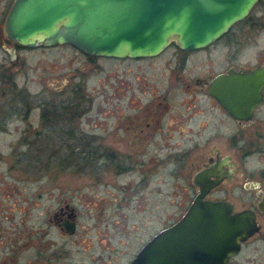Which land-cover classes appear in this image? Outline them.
Segmentation results:
<instances>
[{"label":"flooded vegetation","instance_id":"flooded-vegetation-1","mask_svg":"<svg viewBox=\"0 0 264 264\" xmlns=\"http://www.w3.org/2000/svg\"><path fill=\"white\" fill-rule=\"evenodd\" d=\"M13 2L0 0V133L21 134L16 144L29 149L67 148L70 151H65L66 159L63 160L69 166L79 165L80 161L97 164L99 158L103 159V164L114 163L119 174L129 171L139 176L140 190L150 185L149 176H166L163 179L172 188L173 183L176 186L180 179L189 182L190 186L186 188L193 186L194 197L199 191V186L193 181L195 176L205 177L208 181L217 180L205 198L229 202L233 207L232 214L244 210L252 212L259 228L240 242L238 252L230 256L226 264H264V252L245 253V250H251L252 244V251H256V243H264V0H258L248 14L227 31L237 27L233 31L236 45L232 62L212 74L184 80L181 90L186 97H190L193 103L197 100L194 96L202 95L212 110L191 108L192 103L186 99L175 105L172 98L175 95L171 92L179 88L170 78L166 91L150 94L145 100L139 98L129 106L131 112L124 108V104L118 110L114 106L113 111L114 103L109 97V107L102 116L103 128L96 125L100 118L93 116L87 80L98 68V59L113 57L90 55L66 43L35 46L18 43L6 31ZM175 47L182 54L178 65L185 69L188 54L207 46L195 50ZM62 54L73 59L68 71H64L60 64L59 67L54 65ZM175 64L178 67L177 60ZM230 69L238 77L246 79L245 76L251 74L262 76L248 80L262 86L259 102L246 118L231 115L209 93L213 77L227 74ZM180 104L185 107L176 108ZM223 126L231 127V134L226 137L230 152L223 150ZM97 131L104 135L97 134ZM112 131L120 143L118 146L112 145ZM48 157L52 158V155ZM60 177L46 176L42 183V186H50L51 190L59 189L60 194L55 197V205H50L47 211V228L40 230V234L50 238L53 229L59 241L53 250L40 249L32 262V258L27 260V264H130L140 248L161 230L145 241L130 260L126 259L127 226L119 224L113 231L105 228L109 218L112 220L116 215L123 219L122 208L127 206L119 199L108 214L105 197L110 191L106 188L109 182L105 180V183L103 176H92L93 179L87 181L93 183L78 184L69 191L65 185L59 184ZM96 180L106 184H99L103 192ZM224 188L229 190V195L214 196V192ZM86 190L91 192L93 199L97 193H101V197L90 202L82 197ZM187 208L163 228L178 221ZM154 211H149L148 222L156 223L163 213L158 206ZM85 218L88 220L84 222ZM92 218L98 220L90 224ZM103 229H106L104 235L101 233ZM32 235L24 239V248L34 245ZM76 236L79 238L75 239ZM71 239L77 258L65 248L67 243L71 244ZM49 243L53 244L52 241Z\"/></svg>","mask_w":264,"mask_h":264},{"label":"water","instance_id":"water-1","mask_svg":"<svg viewBox=\"0 0 264 264\" xmlns=\"http://www.w3.org/2000/svg\"><path fill=\"white\" fill-rule=\"evenodd\" d=\"M258 0H14L7 34L20 44H71L113 58L154 57L170 44L182 50L219 39ZM233 69L213 77L209 93L237 117L251 115L261 83ZM199 186L187 210L152 236L130 264H226L240 242L259 228L252 212L231 213L227 201L205 198L217 180L195 176Z\"/></svg>","mask_w":264,"mask_h":264},{"label":"rangeland","instance_id":"rangeland-1","mask_svg":"<svg viewBox=\"0 0 264 264\" xmlns=\"http://www.w3.org/2000/svg\"><path fill=\"white\" fill-rule=\"evenodd\" d=\"M235 29L237 27L232 28L206 48L188 54L185 69L178 65V59L182 54L178 52L175 44H170L154 57L98 59V68L87 80V85L91 89L89 92L90 97H92L93 116L100 118L97 119L96 125L103 128L105 123L102 116L107 112L110 98L114 103L113 111L114 106H117L118 110L121 108V104H124V108L131 112L129 106H133L139 98L143 97L145 100L147 97L149 98L150 94L166 91L165 89L169 88L170 78L175 81L177 88H179L176 92H171L175 95L172 97L175 105L184 99L192 103V99L186 97L185 92L181 90L184 86V80L187 78L192 80L196 76L212 74L232 62L231 57L236 45L233 32ZM49 57H51L50 54ZM176 60L178 67H175ZM57 61L54 62L56 67H59L60 64L64 71H68L69 67L72 66L73 59H68L66 55L62 54ZM193 98H197V100H193L191 108L212 110L209 102L203 101L202 95ZM131 100H133L132 103ZM184 107L183 104H180L176 108L182 109ZM230 128L223 126V140H225L223 141V150L228 152L230 149L226 143V137L231 134ZM99 132L96 133L104 135ZM20 136L21 134L17 132L0 133V264H27V260L32 258V262L40 249L51 248L53 250L57 246L56 243H58L59 238L53 229H51L50 238L40 234V230L47 228L45 217L49 206L55 205V197L60 194L59 189L51 190L50 186H42L46 176H61L59 184L65 185L69 191L72 186L88 182L93 183V181H87L88 179L92 180V176H103L104 182L105 180L109 182L106 185L95 181L102 192V186L99 187V184L106 185V188L110 190L105 197L108 214H111L112 206L117 205L119 199L123 205L127 206L122 208L123 219L115 215L112 220L109 218V223L105 228L107 231H113L119 224L127 226L126 259L128 258V260L152 235L176 220L180 213L188 207L194 195L193 186L186 188L190 186L189 182L180 179L176 186L173 183L172 188L163 179L166 176H149L150 185L146 189L140 190L138 188L139 176H135V172L124 171L119 174L117 172L118 167L116 166V168L114 163L103 164V159L100 158L96 162L97 164L80 161L79 165L69 166L63 160V158L66 159L67 152L65 151L69 149H56V152L53 149H29L16 144ZM110 140L113 146L120 145L115 138V131L111 132ZM50 155L52 158L48 157ZM48 159L51 161L50 163H47ZM158 183L159 189H157ZM87 188L91 189L90 187ZM213 194L214 196L229 195V190L224 188ZM96 196L93 199L91 192L86 190L82 197L90 202H95L99 196L101 197V193H97ZM157 206L160 210L163 209V213L160 214L156 223L148 222L149 211L155 213L154 209ZM124 218L127 223H125ZM86 220L88 219L85 218L84 222ZM97 220L92 218L89 223ZM114 222H118L116 226ZM106 229L101 230L102 235L105 234ZM30 234H33L31 239L35 240V243L27 249L24 248L23 242L26 236L28 239ZM49 241H52L53 244H50ZM70 243H67L65 248L71 255L74 254V258H77L72 239ZM256 244L258 248L256 251H252V244L251 250H245V253L253 255L264 252V243L257 242Z\"/></svg>","mask_w":264,"mask_h":264},{"label":"trees","instance_id":"trees-1","mask_svg":"<svg viewBox=\"0 0 264 264\" xmlns=\"http://www.w3.org/2000/svg\"><path fill=\"white\" fill-rule=\"evenodd\" d=\"M54 152H56V150H54Z\"/></svg>","mask_w":264,"mask_h":264}]
</instances>
